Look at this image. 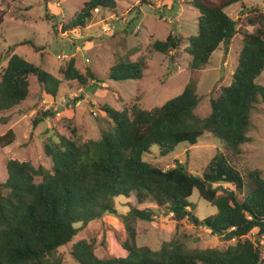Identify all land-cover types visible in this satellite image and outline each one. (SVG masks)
Instances as JSON below:
<instances>
[{"label": "trees", "instance_id": "trees-1", "mask_svg": "<svg viewBox=\"0 0 264 264\" xmlns=\"http://www.w3.org/2000/svg\"><path fill=\"white\" fill-rule=\"evenodd\" d=\"M200 11L198 32L190 36L185 51L191 56V78L178 96L151 110L138 101L123 110L103 107L111 120L98 140L80 142L47 130L44 150L50 167H36L31 161L10 159L8 177L0 182V264H63L61 248L72 243L79 224L99 220L106 214H119L116 199L133 193L139 204L151 202L172 214L177 228L186 219L235 241L227 248L188 249L178 238L163 242L155 250L138 245L137 221H153L155 211L132 207L122 215L127 238L121 243L126 256L103 258L96 253V241L82 239L73 244L72 256L80 264H264L260 241L264 237V170L238 169L243 146L251 141L255 109L264 100V86L258 81L264 72V9L255 8L247 18L252 31L241 33L243 47L232 83L211 98V112L200 117L197 92L198 71L211 62L220 46L230 44L239 33L238 23L226 11L244 0H191ZM116 0H89L63 28L72 33L87 28L95 10H116ZM99 12V11H98ZM5 18L0 15V27ZM183 39L169 34L153 41L145 55L136 61L123 60L111 67L110 79H143L156 53H179ZM41 47L24 40L13 47ZM12 47H9L11 50ZM2 55L0 53V66ZM69 81L86 85L105 82L88 69L83 73L71 58L62 72ZM35 75L47 94L57 98L62 81L42 66L11 52L0 73V115L23 105L30 95V76ZM83 97L75 99L80 101ZM52 110L37 113L33 129L55 116ZM206 134L221 140L223 151L208 163L203 173H192L183 163L170 169L145 159L154 147L162 157L177 153L178 146H195ZM13 129L0 136V145L16 141ZM246 178L251 190L242 197ZM217 208V213L200 220L192 214L194 190ZM255 231V239L248 235Z\"/></svg>", "mask_w": 264, "mask_h": 264}, {"label": "rangeland", "instance_id": "rangeland-1", "mask_svg": "<svg viewBox=\"0 0 264 264\" xmlns=\"http://www.w3.org/2000/svg\"><path fill=\"white\" fill-rule=\"evenodd\" d=\"M89 0H0V15L5 22L0 27V73L8 64L11 52L31 63L52 72L63 83L57 98L47 94L35 75L30 76L31 87L27 101L0 115V136L13 129L16 141L7 147L0 145V182L8 177L7 163L10 159L31 161L36 167H50L51 159L44 150L48 129L71 137L80 142L98 140L103 130L112 123L104 106L123 110L138 101L147 110L161 106L181 94L189 83L191 56L185 51L189 38L198 32L200 11L191 0H116V10H95L86 29L66 33L64 26L81 10ZM220 1V0H216ZM264 9V0H244L226 8L227 13L237 21L239 33L230 44L223 43L211 57V62L198 71L197 92L200 97L196 113L206 117L211 112V98L220 88L229 86L238 65L239 53L243 47L241 33L254 29L247 22L253 9ZM99 11V12H98ZM256 15V13L254 14ZM169 34L183 39L178 54L156 53L149 62L143 79L117 81L108 74L119 61H136L148 52L156 39L165 40ZM31 39L40 50L28 45L13 47L14 44ZM9 47H12L11 50ZM71 58L81 72L88 69L97 73L101 82L90 80L86 85L64 78L63 71ZM264 86V72L258 79ZM83 97L80 101L75 100ZM57 111L52 120L42 122L33 129L32 120L41 111ZM253 126L248 135L251 142L245 143L240 160H232L238 169H264V100L258 103L253 114ZM253 139V142H252ZM182 144L177 153L162 157L154 147L145 159L165 170L183 163L192 173L202 174L210 160L223 151L221 140L213 134H206L195 146ZM251 190L246 178L242 197ZM194 216L200 220L217 213V208L201 198L197 189L190 197ZM155 211L153 221H137V242L155 250L165 241L178 238L188 249L227 248L235 241H227L197 226L191 218L177 228L172 214L158 209L151 202L139 204L133 193L129 198L116 199L119 214H106L103 218L79 224V232L72 243L61 248L63 264H80L72 256L73 244L87 239L96 241V253L103 258L126 256L121 243L127 238L122 215L132 207ZM255 232V231H254ZM248 237L255 239L256 233ZM264 257V237L260 241Z\"/></svg>", "mask_w": 264, "mask_h": 264}, {"label": "crops", "instance_id": "crops-1", "mask_svg": "<svg viewBox=\"0 0 264 264\" xmlns=\"http://www.w3.org/2000/svg\"><path fill=\"white\" fill-rule=\"evenodd\" d=\"M251 142V141H250ZM252 142H253V139H252ZM243 153H244V148H243ZM243 155V154H242ZM238 168V167H237ZM264 170V169H263ZM255 233V232H254Z\"/></svg>", "mask_w": 264, "mask_h": 264}, {"label": "water", "instance_id": "water-1", "mask_svg": "<svg viewBox=\"0 0 264 264\" xmlns=\"http://www.w3.org/2000/svg\"><path fill=\"white\" fill-rule=\"evenodd\" d=\"M192 220H194V217H191Z\"/></svg>", "mask_w": 264, "mask_h": 264}, {"label": "clouds", "instance_id": "clouds-1", "mask_svg": "<svg viewBox=\"0 0 264 264\" xmlns=\"http://www.w3.org/2000/svg\"><path fill=\"white\" fill-rule=\"evenodd\" d=\"M98 10V9H97Z\"/></svg>", "mask_w": 264, "mask_h": 264}]
</instances>
